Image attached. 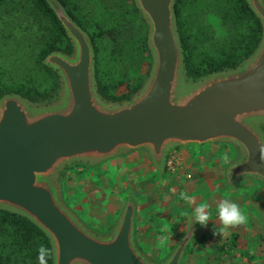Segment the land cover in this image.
I'll use <instances>...</instances> for the list:
<instances>
[{
	"label": "water",
	"instance_id": "1",
	"mask_svg": "<svg viewBox=\"0 0 264 264\" xmlns=\"http://www.w3.org/2000/svg\"><path fill=\"white\" fill-rule=\"evenodd\" d=\"M263 28L254 54L237 68L192 82L184 74L176 30V0H133L146 27L148 76L128 101L98 94L87 34L56 2L50 4L72 53L42 61L58 76L50 101L18 95L0 99V210L26 218L50 242L52 264H182L194 227L162 260L136 242L131 199L106 233L91 230L64 203L60 180L69 168H94L143 152L161 176L176 148L226 145L236 159L225 169L232 184L264 186V2L246 0Z\"/></svg>",
	"mask_w": 264,
	"mask_h": 264
},
{
	"label": "trees",
	"instance_id": "2",
	"mask_svg": "<svg viewBox=\"0 0 264 264\" xmlns=\"http://www.w3.org/2000/svg\"><path fill=\"white\" fill-rule=\"evenodd\" d=\"M52 2L87 34L102 99L113 103L131 99L150 68L146 27L133 0H0V99L18 95L36 104L56 96L58 76L42 61L54 52L70 55L72 47ZM174 11L189 81L237 68L261 42V22L246 0H176ZM121 88L125 91L120 93ZM238 238L233 234L225 244L213 245L219 254L229 255ZM209 239L210 234L204 235L195 244L202 247ZM252 255L244 254L248 259ZM0 264H52L50 242L26 218L0 210Z\"/></svg>",
	"mask_w": 264,
	"mask_h": 264
},
{
	"label": "rangeland",
	"instance_id": "3",
	"mask_svg": "<svg viewBox=\"0 0 264 264\" xmlns=\"http://www.w3.org/2000/svg\"><path fill=\"white\" fill-rule=\"evenodd\" d=\"M124 91L123 88L119 90L120 93ZM171 153V156H178L181 169L177 173H166L164 177L155 171L143 152L94 168L71 167L76 169L66 170L60 180L64 203L91 230L106 233L118 220L126 201L131 199L135 205L136 242L155 262L173 250L188 225L193 223L195 236L182 264H264V229L260 231L262 237L250 259L244 256L245 240L237 239V248L229 255L219 254L213 245L230 240L228 232L215 229L223 220L232 230L244 225V214L228 217L224 206L230 207L221 197L226 193V185L231 184L224 174L236 159V152L229 146L216 144L176 148ZM209 234L212 239L204 246L195 244L200 237ZM231 255L234 259L230 261Z\"/></svg>",
	"mask_w": 264,
	"mask_h": 264
},
{
	"label": "crops",
	"instance_id": "4",
	"mask_svg": "<svg viewBox=\"0 0 264 264\" xmlns=\"http://www.w3.org/2000/svg\"><path fill=\"white\" fill-rule=\"evenodd\" d=\"M233 180H226L227 183L231 182V184L226 185V193L221 195V197L224 201L228 202V205L230 207L226 208L224 206V209L228 210V217H232L233 215H235V213H238L239 215L244 214V225H242L237 230H232L229 226L230 224L224 222L223 220V224L221 226H216L215 229L216 231L218 230V232L219 230L228 232L230 234L228 238H230V236L233 234L238 235V240H245L244 249H246V252L252 254L255 252L256 247L259 244L258 240L262 237L260 233L264 229V186L254 180H242L240 182L232 184ZM248 220H250L249 223ZM252 222L254 224H252ZM191 227H194V235L191 240L192 242L196 232V225L190 223L187 227V230ZM255 228H257L259 232ZM187 230L183 237L186 235ZM191 242L189 245L192 244Z\"/></svg>",
	"mask_w": 264,
	"mask_h": 264
},
{
	"label": "built area",
	"instance_id": "5",
	"mask_svg": "<svg viewBox=\"0 0 264 264\" xmlns=\"http://www.w3.org/2000/svg\"><path fill=\"white\" fill-rule=\"evenodd\" d=\"M171 152L167 158V161H166V170H167V173H177L181 168L179 166V158L178 156H171ZM171 157V158H169ZM173 160V162H171ZM187 179H190V176H187Z\"/></svg>",
	"mask_w": 264,
	"mask_h": 264
},
{
	"label": "flooded vegetation",
	"instance_id": "6",
	"mask_svg": "<svg viewBox=\"0 0 264 264\" xmlns=\"http://www.w3.org/2000/svg\"><path fill=\"white\" fill-rule=\"evenodd\" d=\"M228 179H229V180H233V176H232V175H229V176H228Z\"/></svg>",
	"mask_w": 264,
	"mask_h": 264
}]
</instances>
